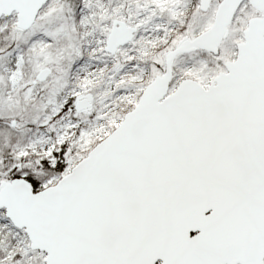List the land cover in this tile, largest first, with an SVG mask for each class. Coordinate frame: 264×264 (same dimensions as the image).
<instances>
[{"label":"snow or ice","instance_id":"obj_1","mask_svg":"<svg viewBox=\"0 0 264 264\" xmlns=\"http://www.w3.org/2000/svg\"><path fill=\"white\" fill-rule=\"evenodd\" d=\"M0 264H264V0H0Z\"/></svg>","mask_w":264,"mask_h":264}]
</instances>
